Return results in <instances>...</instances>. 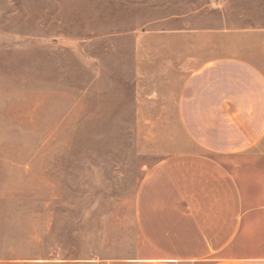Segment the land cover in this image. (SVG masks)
Returning <instances> with one entry per match:
<instances>
[{"label":"rangeland","instance_id":"374dc122","mask_svg":"<svg viewBox=\"0 0 264 264\" xmlns=\"http://www.w3.org/2000/svg\"><path fill=\"white\" fill-rule=\"evenodd\" d=\"M181 15L264 25V0H0L1 211L25 217L12 229L34 230L37 212H86L97 246L103 211H131L159 157L143 151L164 148L163 34Z\"/></svg>","mask_w":264,"mask_h":264},{"label":"crops","instance_id":"0c3cea01","mask_svg":"<svg viewBox=\"0 0 264 264\" xmlns=\"http://www.w3.org/2000/svg\"><path fill=\"white\" fill-rule=\"evenodd\" d=\"M184 17L164 29V148L143 151L159 157L131 211H103L96 246L91 213L37 212L34 230L12 229L25 217L0 201V264H264V25Z\"/></svg>","mask_w":264,"mask_h":264}]
</instances>
